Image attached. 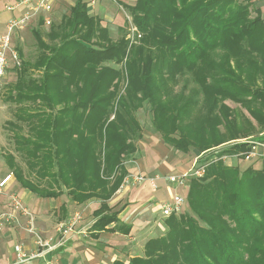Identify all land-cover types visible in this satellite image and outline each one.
I'll use <instances>...</instances> for the list:
<instances>
[{"label":"trees","instance_id":"obj_1","mask_svg":"<svg viewBox=\"0 0 264 264\" xmlns=\"http://www.w3.org/2000/svg\"><path fill=\"white\" fill-rule=\"evenodd\" d=\"M87 4L74 0L47 31L38 23L32 61L16 47L21 66L4 91L14 105L4 126L28 171L11 153L5 163L37 196L65 194L76 204L96 198L94 236L127 234L130 225L108 200L127 175L124 158L142 137L136 111L148 104L153 129L180 151L202 155L231 139L255 137L264 126V26L243 0H135L122 3L142 34L128 48L126 35L112 40ZM186 74L197 88L172 95ZM200 94L220 103L195 115ZM248 148L231 143L211 158L198 157L205 166L202 176L188 179L189 212L164 218L165 229L145 241L141 255L112 264H264V168L238 174L235 165L212 160Z\"/></svg>","mask_w":264,"mask_h":264},{"label":"crops","instance_id":"obj_2","mask_svg":"<svg viewBox=\"0 0 264 264\" xmlns=\"http://www.w3.org/2000/svg\"><path fill=\"white\" fill-rule=\"evenodd\" d=\"M14 1L0 0L1 34L5 31L8 20L19 16L23 12L18 8L13 10L7 8ZM87 1L88 12L100 19L101 24L108 29L109 37L112 40L120 37L121 35L116 34L114 37L113 35L121 31L124 19L128 16L122 3L131 5L135 0H95L94 4H91L90 0ZM58 4L59 0H55L52 14L59 15L55 11ZM64 14L62 13L56 17V22ZM50 17L51 24L49 25L44 24L42 14L34 17L30 22H35V26H38L40 22V28L46 26L48 30L53 23H56L51 14ZM2 25H4V28L1 29ZM33 29L35 28H32L31 32ZM147 140L146 134L143 135L137 144V151L134 156L124 161L123 164L127 171V176L135 174L147 176L153 174L164 176L175 174L169 149L157 152L148 144ZM157 142L158 140L155 143L159 145ZM160 142L163 147V141ZM199 155L196 153L194 158ZM4 174L2 173L0 177ZM175 189L177 190L178 187L175 188L173 183L163 178L157 188H151L144 182L142 184L130 183V185L123 187L120 191L117 190L108 200V205L113 211L118 212L117 217L121 223L130 225V230L127 234L119 231L103 230L94 236L90 227L94 221L92 212L99 206L96 198H90L85 203L76 204L65 194L57 197H40L22 188L13 176L4 193L0 195V210L5 206L7 194L17 193L33 215L35 232L43 239H51L54 247L49 250L39 247L35 237L30 232L26 229L22 231L19 229V221L15 222L16 224H7L0 230V264H112L116 259L127 262L130 257L142 254L143 244L148 238L153 237L147 238V234L154 233L158 229L161 232L164 230V218L160 215L159 207L170 199V192ZM77 213L80 215V219L75 226L74 232L61 238V234L57 231L58 225ZM160 216L161 222L158 221ZM21 221L22 223H27L26 217L21 216ZM112 226L113 224L108 227ZM59 240L60 242L58 243L57 241ZM139 241H141V244L138 245ZM16 245L20 246L23 254L27 256L34 254L35 256L19 261L15 251ZM132 251H136V254H132Z\"/></svg>","mask_w":264,"mask_h":264},{"label":"rangeland","instance_id":"obj_3","mask_svg":"<svg viewBox=\"0 0 264 264\" xmlns=\"http://www.w3.org/2000/svg\"><path fill=\"white\" fill-rule=\"evenodd\" d=\"M73 1L74 0H59L58 7L57 8L55 7L56 8L55 11L58 12L59 15L62 13H67L69 10V7L73 3ZM243 1L249 5L250 16L254 17L256 15V13H258L262 19V23L264 26L263 7L258 2H254L253 0H243ZM134 2L131 5H133ZM53 11H54V9H53ZM126 12L128 14L127 10H126ZM59 15H55L54 13L53 14L51 13V16H52V18L54 17L55 22L57 21L56 17H58ZM34 24H35V22H33V21L28 22V24L25 26V28L23 30H19L18 31L19 33H17V34L15 33V36L12 39L13 46L17 47L21 51L22 58L30 60V61H32L36 57L37 52H38L34 36L31 32L32 28L37 27V26H35L36 24L35 25ZM130 27H131L132 31H130ZM2 28H4V25L1 26V29ZM41 29L43 31H46L47 27L46 26L41 27ZM116 34L117 35H122V34L126 35V38L128 39V48L130 46L137 44L139 42L140 38L142 37V34L139 32L136 25L132 22V19H131L129 14L124 19V24L121 27V31L116 32L113 35V37L116 36ZM132 35H133V38H132ZM128 36H131V37H128ZM130 38L132 39L131 42L129 40ZM124 60H125V58H124ZM109 64L111 65L112 63H109ZM117 67L121 68V70H122V73H123L122 85L125 86L127 81L125 78V70H124L123 64L118 65ZM189 76L191 77V75L186 74V75L179 77L178 82H176L174 84L172 95L177 94V93L179 94L181 92L183 94H189V92H191V89L197 88L196 83L194 81H192V78H190ZM15 79H16V71L14 68L10 67L6 71L5 76L0 81V175L2 173H5L4 175H6L7 173L12 172V170L9 169V167L5 163V157L7 156V153H11L14 156V162H16L17 166L19 168H21L23 170V172L27 173V171H28L26 165L24 164L23 159L20 157V155L13 148V140L11 137V133L4 126V124H5L4 122L6 120L12 119V111L14 108V105L12 103L6 102L4 100V91L6 89V85L8 83L13 82ZM184 81H186V83H184ZM213 102L204 99L203 95L200 94L199 96H197L195 106L193 107L192 113L195 115L206 113V111L210 107L211 103H212V107H214V109H216L217 105L220 103V100H216V102L214 104H213ZM224 103L226 105H228L229 107L234 108L235 112H237V113L241 112L242 114L248 115L247 110L245 108L241 107L239 104H237V103H235L229 99L224 100ZM136 117H137V120L141 126L142 136L146 134V137H148V140H147L148 144L151 145V147H153L154 150H156L157 152H161L162 150L166 151L167 149H169V155L171 157V160H172V163L174 166V173L175 174H180V173L186 171L192 165V163L194 162V159H195L194 155L198 152L197 150L192 148V149H188L187 151H180V150L174 149V148L166 145L164 142H163L164 143L163 147L161 146L160 141H163V140H162L159 132L155 131L151 125V122H150L151 112L149 111L148 104L144 103L142 108H140L136 111ZM252 122L256 126L255 122L254 121H252ZM256 128H257V126H256ZM260 128H261L260 131L252 133V135H255V137H244V138H252V139L259 138V139L264 141V134H263L264 126L260 127ZM141 138L139 140H141ZM238 139H242V138H238ZM139 140L137 141L136 146H137ZM156 140H158L157 143L159 145H157L155 143ZM235 140H237V139H234V140L231 139L230 141H227L224 144L222 143V144H220V146L215 147L211 150H208L206 153H204V154L202 153V155H199L198 157L199 158L202 157L203 160L207 156H208L207 158H209V156L211 158L213 154H218V152L221 150V148H224L225 146H227L228 144H231V142L235 141ZM239 143H243V142H239ZM136 151H137V149H136ZM135 152L132 155L126 156L124 158V161H126V159H128L130 156H134ZM244 152L245 151H239V152H236L233 154H228V155L223 154L221 156L222 159H221V157H218V156H217V158H220V160L223 163H225V165H229V166L235 165L237 168L238 174H240L244 169L259 170L261 168H264L263 159L247 158V157H245V155H243ZM225 155L227 156V158L223 159V156H225ZM203 160L197 161V164L203 163L202 162ZM13 176H14V174H13ZM148 176H151V175H148ZM2 177H0V178H2ZM14 178H15V176H14ZM185 181H186L185 185L182 187H179L175 183H173L175 188L178 187V189L177 190L175 189L173 192L182 194L184 196V198H185V194L187 191L188 179H186ZM130 183H135V182L130 181L126 186L130 185ZM138 184H142V183H138ZM158 185H159V183H158ZM120 190L121 189H118V191H120ZM173 192H170V196ZM16 195L19 197V195L17 193H16ZM186 212H189V209H188V205H187V202L185 199V202H184V205H183L181 211L179 213H176V216L183 214V213H186ZM160 215L163 217L161 211H160ZM161 216H160V218L158 217L159 222H161ZM19 218L21 219V217H19ZM163 218H162V220H163ZM20 219H19L20 225L18 227L22 231L23 229L27 228V223H24V222L22 223V221L20 222ZM14 224H16V223H14ZM163 228H164V226H163ZM160 233H162V232H161V230L158 229L156 232L154 231V233L152 232L150 234H147L146 237L148 238L150 236H155V235H158ZM143 240H144V238H143ZM143 240H141V241H143ZM141 241L138 242V245L141 244ZM138 245H137V247H139ZM132 254H136V251H132Z\"/></svg>","mask_w":264,"mask_h":264},{"label":"built area","instance_id":"obj_4","mask_svg":"<svg viewBox=\"0 0 264 264\" xmlns=\"http://www.w3.org/2000/svg\"><path fill=\"white\" fill-rule=\"evenodd\" d=\"M258 2L264 11V0H253ZM91 4H94L95 0H90ZM55 5V0H15L13 4L7 6L8 9H21L23 12L16 17L8 20L6 23L5 31L0 34V81L5 76L6 71L12 68H20L21 58L16 47L12 44L13 36L16 32L23 29L28 22H30L34 17L42 14L43 22L46 25L51 24L50 14L52 13ZM130 31H132L130 27ZM131 35V34H130ZM131 37V36H128ZM133 38V35H132ZM131 42V38L129 39ZM264 134V132H263ZM262 135V134H261ZM245 142L249 145V148L244 152L243 155L247 158L252 159H263L264 161V141L257 138H242L232 141L231 143ZM228 155V154H227ZM230 156V155H229ZM231 157V156H230ZM197 158L194 159L192 165L184 172L180 174H153L147 176L144 174H135L124 177L122 184L119 189L126 187V185L133 181L135 183H148L152 188H157L158 183L161 179L165 178L170 183H175L177 186L182 187L185 185V180L191 177H200L204 172V164H197ZM227 156H223V159ZM217 157H213L212 160H216ZM222 159V157H221ZM197 164V165H196ZM13 178V173L9 172L0 178V194H3L9 181ZM185 198L180 193H172L170 199L165 203L161 204L159 209L164 218L168 217L170 214L179 213L184 205ZM24 216L27 219V228L36 240L39 247L44 249H52L54 243L51 239H43L38 233L35 232L33 227V215L29 209L22 203V200L15 194L10 193L7 195V200L3 209L0 210V230L7 224L15 223L19 221V217ZM80 219V215L74 214L67 221L62 222L58 225L57 231L61 234V238L65 235L74 232L75 226ZM58 243L60 242L57 241ZM15 251L17 252V258L19 261L27 260L34 257V254L25 255L22 253L20 246H15Z\"/></svg>","mask_w":264,"mask_h":264}]
</instances>
